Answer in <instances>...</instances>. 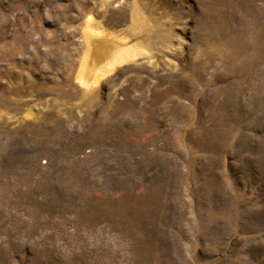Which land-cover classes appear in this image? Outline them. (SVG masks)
<instances>
[{"label":"rangeland","instance_id":"1","mask_svg":"<svg viewBox=\"0 0 264 264\" xmlns=\"http://www.w3.org/2000/svg\"><path fill=\"white\" fill-rule=\"evenodd\" d=\"M0 264H264V0H0Z\"/></svg>","mask_w":264,"mask_h":264},{"label":"bare ground","instance_id":"2","mask_svg":"<svg viewBox=\"0 0 264 264\" xmlns=\"http://www.w3.org/2000/svg\"><path fill=\"white\" fill-rule=\"evenodd\" d=\"M88 62L86 63V66H85V68H84V70H83V75H82V81H86L87 80V78H88V76H87V72H86V70H87V67H88ZM90 69V68H89Z\"/></svg>","mask_w":264,"mask_h":264}]
</instances>
